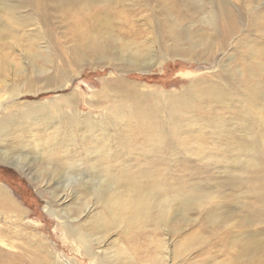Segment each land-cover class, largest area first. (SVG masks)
<instances>
[{"label": "rangeland", "instance_id": "374dc122", "mask_svg": "<svg viewBox=\"0 0 264 264\" xmlns=\"http://www.w3.org/2000/svg\"><path fill=\"white\" fill-rule=\"evenodd\" d=\"M75 109L54 165L24 150ZM3 117L0 264H264V0H0Z\"/></svg>", "mask_w": 264, "mask_h": 264}, {"label": "bare ground", "instance_id": "6f19581e", "mask_svg": "<svg viewBox=\"0 0 264 264\" xmlns=\"http://www.w3.org/2000/svg\"><path fill=\"white\" fill-rule=\"evenodd\" d=\"M263 69V68H262ZM70 102V101H69ZM43 104V103H42ZM41 105V104H40ZM44 106V105H43ZM71 106V105H70ZM30 108V107H29ZM46 108V107H45ZM33 109V108H32ZM35 110V108H34ZM38 110V109H36ZM42 110V109H41ZM51 110V109H50ZM58 110V109H57ZM32 111V110H31ZM39 111V110H38ZM43 111V110H42ZM30 112V110H29ZM36 112V111H35ZM25 113V112H24ZM51 114V113H50ZM121 114V113H120ZM38 115V114H37ZM33 116V114H32ZM128 116H130L128 114ZM9 117V116H8ZM13 117V116H11ZM27 116H25L24 118H26ZM34 117V116H33ZM42 117V115H41ZM46 117V116H45ZM35 118V117H34ZM37 118V117H36ZM48 117H46L47 119ZM91 116L90 114H80L79 115V111L78 110H72V113H70L68 115L67 121L65 123V127L57 130L56 132V139H57V143H53L52 145H48L44 142V138L40 139V142L36 143V147H35V142L31 143L29 145V143H25L23 145H25V149L23 147V149L25 151L28 152V150L30 151H34L36 153H39L41 156V162L43 165L46 166H51L54 165L55 162V158L57 159V156L59 155H63V151L65 150V147H63L64 143H66L67 141L70 140L71 135L73 134V129L75 128H79L82 125L87 126L85 129H83V132H86L88 129H90L93 125L94 120H91ZM10 119V118H9ZM6 119V117L2 118L0 120V161H8L12 159V163L14 164H21V162L19 161V159H15L13 157V155H10L8 153H11V151L9 150L14 149L16 146H18V142L21 140V138L19 137V134L23 131V129L25 128V125L23 124V121L19 119V121L11 119ZM17 119V118H16ZM23 119V118H22ZM40 119V118H39ZM140 119V118H139ZM28 120V119H27ZM34 120V119H33ZM38 120V118H37ZM59 120V119H58ZM61 120V119H60ZM59 120V121H60ZM36 121V120H35ZM40 121H42L40 119ZM46 121V120H45ZM93 121V122H92ZM47 122V121H46ZM92 122V125H91ZM88 123L90 124V126L88 127ZM82 124V125H81ZM98 124H101L100 122H98ZM55 125V124H54ZM95 125V123H94ZM97 125V124H96ZM103 125V123H102ZM56 126V125H55ZM74 126V127H73ZM28 127V126H27ZM57 128H59V125L57 123ZM94 127V126H93ZM98 128V126H95ZM101 127V126H100ZM104 127V126H103ZM42 128V127H41ZM94 129V128H93ZM29 130V129H28ZM37 130V129H34ZM73 131V132H72ZM101 131V130H100ZM103 131V130H102ZM30 132V131H29ZM97 135V134H96ZM55 136V135H54ZM105 136V135H104ZM107 137V136H106ZM27 138V137H26ZM33 138V137H32ZM53 138V137H52ZM76 138V137H75ZM93 138V137H92ZM30 139V138H29ZM74 139V138H73ZM96 139V138H95ZM105 139V138H104ZM28 140V139H27ZM31 140V139H30ZM107 140V139H106ZM22 141V140H21ZM98 141V140H97ZM96 141V142H97ZM101 141V140H100ZM52 142V141H51ZM102 142V141H101ZM104 142V141H103ZM50 143V142H49ZM69 143V142H68ZM109 143V142H108ZM96 144V143H95ZM98 142H97V146H98ZM22 145V146H23ZM92 145V143H91ZM5 147H10V148H5ZM17 148V147H16ZM21 148V147H20ZM22 149V148H21ZM99 149V147L97 148ZM19 150V149H18ZM68 151V150H67ZM22 152V151H21ZM66 153V152H65ZM22 154V153H21ZM20 154V155H21ZM28 154V153H27ZM25 155V153H24ZM29 155V154H28ZM23 156V155H22ZM19 157V156H18ZM63 157V156H61ZM22 159V157H21ZM68 160V159H67ZM66 160V161H67ZM40 160L38 158L35 159V162L39 165ZM57 162V161H56ZM55 162V163H56ZM59 162V161H58ZM69 162V161H67ZM94 161H92L93 163ZM66 163V162H64ZM67 165V164H65ZM93 166L92 169L96 170L98 169L97 165L91 164ZM57 166V165H55ZM59 166V165H58ZM57 168V167H56ZM60 168V167H59ZM127 169V168H126ZM112 177V175H111ZM106 179V178H105ZM108 179V178H107ZM130 181V179H129ZM112 183V182H111ZM137 183V182H136ZM110 184V183H109ZM130 184V183H129ZM135 184V183H133ZM141 184V183H140ZM141 186V185H140ZM106 192L104 193H110L108 200L110 202H108V206L110 211L112 212L113 216L115 217H119L121 218L123 221L125 222H129V223H135V220L138 219V217H140L141 215L144 217H148L151 213V211H153L154 209L157 208L158 204L157 202H153L152 197L150 196H145L142 198H139L135 193L137 191V189H131L132 192H121L118 190H114L115 193H123L124 197H118V195L116 196L115 199H113V201H111L112 199V194H113V187L111 185H108V188H106ZM199 191V190H198ZM101 192V191H100ZM159 195V194H158ZM0 197L3 198H8V196L6 195L5 191L3 188H0ZM192 199V198H191ZM179 201V200H178ZM11 202V201H9ZM181 202V201H180ZM10 206V204H9ZM168 206V205H167ZM4 207V206H3ZM13 209L18 208L16 205H14L13 203ZM6 209V208H5ZM164 209V208H163ZM7 211V210H6ZM18 212V211H17ZM162 212V211H161ZM22 213V211H21ZM162 218L161 216L159 217V219ZM115 220V219H114ZM128 224V223H127ZM133 226V225H132Z\"/></svg>", "mask_w": 264, "mask_h": 264}]
</instances>
